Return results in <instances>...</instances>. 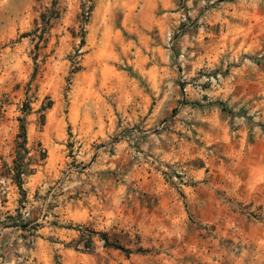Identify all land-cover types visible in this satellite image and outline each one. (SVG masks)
Segmentation results:
<instances>
[{
	"label": "rangeland",
	"instance_id": "1",
	"mask_svg": "<svg viewBox=\"0 0 264 264\" xmlns=\"http://www.w3.org/2000/svg\"><path fill=\"white\" fill-rule=\"evenodd\" d=\"M187 1L0 0V264H264V0Z\"/></svg>",
	"mask_w": 264,
	"mask_h": 264
},
{
	"label": "crops",
	"instance_id": "2",
	"mask_svg": "<svg viewBox=\"0 0 264 264\" xmlns=\"http://www.w3.org/2000/svg\"><path fill=\"white\" fill-rule=\"evenodd\" d=\"M204 2L205 1L202 0L199 4L193 5V3H191V1H187L186 5L188 7L189 6L196 7L197 9H192L191 12H195V14H196V12H201V14L203 16L207 12L211 11V9H212V11L214 10V8H209V6H204L203 5ZM169 4L171 5V7L173 9H176L175 12H172V16L178 22L179 17H180L181 12H182V8H181V5L179 3V0H169ZM199 7H201V9ZM187 37H189L191 39H199V38L204 37V35L200 36V32L199 33L192 32L190 35H187ZM194 194H196V195H190L189 193H187V195L184 194V196H183V199H185V201L190 204L189 212L185 211L186 213H188V214L193 213L194 215H197V217L205 216L206 214H209V215L213 214V216L215 218L219 217L220 211L222 209V205H220L216 201V199L214 198V196L212 194L209 193L208 197H209V199L213 200V202L215 201V206L210 205V202H208L204 198H202V200H200L201 196H199V193L194 192ZM176 201L177 200L175 199L174 202H176ZM174 202L171 203V205L178 207L177 203H174ZM141 203H142L141 201H138L135 199H132L131 201H129L126 204V206H124V209H127L128 213L123 218H126L125 220L134 222L133 224L136 225L139 228V230L143 231V232H146L147 230H150L151 228H153V229L156 228V227H151V225H154V226L158 225L157 226V228H158L159 224L156 223V220H158L160 223L161 210L155 206L153 211H149V212L145 213L142 210V209H144V207L141 206ZM165 217H170L171 219H173V214L168 213L165 215ZM215 220L216 219H213V221H215ZM208 221H210V220H208ZM208 221L201 220L199 223L204 224L205 222H208ZM213 221H210V222L213 223ZM40 248H41V245L39 244V242H37L35 249H34V255H33L35 257L32 256V258H29V262H31V264H45L46 260H45V257L42 255Z\"/></svg>",
	"mask_w": 264,
	"mask_h": 264
},
{
	"label": "trees",
	"instance_id": "3",
	"mask_svg": "<svg viewBox=\"0 0 264 264\" xmlns=\"http://www.w3.org/2000/svg\"><path fill=\"white\" fill-rule=\"evenodd\" d=\"M41 21H42V23H43L44 26L48 23V20L46 19V17H45L44 14H42V16H41ZM21 128H22V135L25 136V129H24L23 126H21ZM20 175H21V172L17 170L16 171V176L18 178L17 185L19 187V190H21V192H23L22 191L21 182L19 181L20 180ZM15 226H18V225L15 224ZM20 226H21L20 227L21 229H25L26 226H27V223L26 224H23V225H20ZM90 232L91 231H89L88 232L89 235H87V237H85V238H87L86 239V242L91 241V238L92 237H91V233ZM84 235L86 236V233L84 234V232H81V237L84 236ZM98 236L100 237V239L103 240V244L105 246H114L115 248H118V249L122 250L123 252H125V254H129L131 252L128 248H125V247H123L121 245H116V244L109 243L107 233H105V232H98Z\"/></svg>",
	"mask_w": 264,
	"mask_h": 264
},
{
	"label": "built area",
	"instance_id": "4",
	"mask_svg": "<svg viewBox=\"0 0 264 264\" xmlns=\"http://www.w3.org/2000/svg\"><path fill=\"white\" fill-rule=\"evenodd\" d=\"M189 16H190V11L188 10L187 12H182L181 13V15H180V21H182V22H185V21H187L188 20V18H189ZM181 31V28H177V29H175V31H174V33H173V31H168L167 32V38H168V40H170V39H172V36L176 33H179Z\"/></svg>",
	"mask_w": 264,
	"mask_h": 264
}]
</instances>
